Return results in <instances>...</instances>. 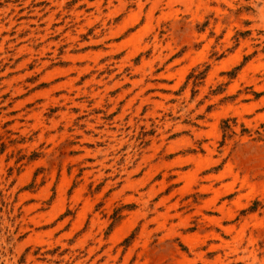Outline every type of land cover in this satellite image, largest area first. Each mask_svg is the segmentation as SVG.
Returning a JSON list of instances; mask_svg holds the SVG:
<instances>
[{
  "label": "rangeland",
  "instance_id": "obj_1",
  "mask_svg": "<svg viewBox=\"0 0 264 264\" xmlns=\"http://www.w3.org/2000/svg\"><path fill=\"white\" fill-rule=\"evenodd\" d=\"M0 264H264V0H0Z\"/></svg>",
  "mask_w": 264,
  "mask_h": 264
}]
</instances>
